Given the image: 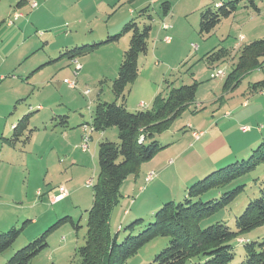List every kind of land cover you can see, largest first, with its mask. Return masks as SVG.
Returning a JSON list of instances; mask_svg holds the SVG:
<instances>
[{"label":"rangeland","instance_id":"rangeland-1","mask_svg":"<svg viewBox=\"0 0 264 264\" xmlns=\"http://www.w3.org/2000/svg\"><path fill=\"white\" fill-rule=\"evenodd\" d=\"M21 1L0 0V233L29 222L13 247L0 256V264L63 217H70L78 229L68 222L63 224L48 237V247L31 264L80 263L77 250L83 245L86 211L91 207L92 187L99 173L98 145L105 139L118 143L117 129L92 131L88 150L82 152L79 147L82 136L90 131L97 104L121 103L114 97L111 85L128 48L129 35L106 44V39L116 34L94 36L72 46L64 44L74 39L75 33L94 34L100 26L101 32L113 25L121 26L129 21V7L136 16L148 7L152 33L147 53L138 56V74L125 92V105L151 109L166 97L167 86L195 82L197 88L194 102L166 131L155 136L164 148L122 183V198L113 207L109 221L112 233L118 226L123 227L119 243L127 234L124 228L131 222L143 219L148 224L154 211L164 203L182 201L186 188L199 179L200 172L212 167L199 180L221 165L225 167L236 153L238 156L245 150L249 153L237 160H247L264 138V91L253 90L254 84L264 80V67L246 74L227 89L225 78L211 76L214 70H222L227 76L239 48L264 38V0H253L259 11L238 6L207 36L197 32L202 12L198 8L203 0H168L172 8L168 18L160 11L161 0H37L36 10H30L34 0H25L21 8H26L19 9ZM12 10L20 13L21 19H13ZM164 22L172 30L164 32ZM165 36L171 38L170 44L163 41ZM218 48L230 51L232 56L207 64L206 53ZM72 50L74 59L67 54ZM77 65L81 71L76 74ZM71 82L75 84L73 89L67 86ZM23 94L21 108L10 109L9 102ZM35 102L41 103L42 108L34 107ZM25 115L30 129H34L31 140L25 148L20 143L12 147L7 142L12 134L10 126ZM195 151L197 155L189 159ZM151 171L156 177L145 183L144 178ZM242 184L246 185L244 192L203 226L223 222L233 229L235 216L264 187V165L225 190ZM38 191L41 197H37ZM59 193L63 198L51 204ZM31 220L35 222L31 224ZM243 239L264 242V225ZM165 245V239L157 238L126 264H151ZM234 252L238 264L244 249L236 246Z\"/></svg>","mask_w":264,"mask_h":264},{"label":"trees","instance_id":"trees-1","mask_svg":"<svg viewBox=\"0 0 264 264\" xmlns=\"http://www.w3.org/2000/svg\"><path fill=\"white\" fill-rule=\"evenodd\" d=\"M242 1L220 3L215 8L202 11L198 35H209L223 19L232 16L240 5L259 11L253 0ZM160 9L162 15L167 16L171 10L170 1H163ZM147 10H141L136 19L129 20L115 36H109L104 42H114L121 35H129L128 48L123 52L117 77L111 85L114 97L121 103H98L90 127L93 132L99 133L116 128L119 142L113 143L105 139L98 145L99 173L92 187L91 207L86 211L83 245L77 250L79 264H126L142 247L157 238L165 239L166 245L154 256L151 264H235L236 246L244 249L238 264H264V242L243 239L244 235L264 225V187H260L243 212L235 216L233 229L223 222L203 226L211 216L232 204L244 192L246 185H237L230 190L225 188L264 165V138L259 140L260 144L247 160H237L247 155V150L238 156L236 153L225 167L221 165L222 168L201 180V176L198 177L186 188L182 201H168L154 211L152 222L144 224L143 219L131 222L124 228L123 231L127 234L120 243L118 235L123 227L119 226L115 233L110 229V214L122 198V183L129 176L136 175L143 163L150 161L164 148L155 136L166 131L170 123L194 102L196 96L195 82L180 87L167 86L166 97L157 106L151 109L141 106L135 111L127 109L125 92L137 77L138 56L147 53L149 47L152 18ZM73 50L67 51L71 59L75 58ZM231 56L230 51L218 48L206 53L204 59L207 64L213 65ZM263 67L264 38L253 40L239 48L232 71L227 76L224 73L222 78H225L224 89L236 85L243 76ZM253 90L264 91V80L254 84ZM33 132L28 116L25 115L12 129L7 142L12 147L20 143L25 148ZM28 222H24L20 228L12 227L0 233V256L13 247ZM67 222L78 229L79 226H75L70 217L60 218L35 240L14 252L3 264H31L48 247V237ZM140 228L142 230L134 234ZM238 239L243 240L238 242Z\"/></svg>","mask_w":264,"mask_h":264},{"label":"crops","instance_id":"crops-1","mask_svg":"<svg viewBox=\"0 0 264 264\" xmlns=\"http://www.w3.org/2000/svg\"><path fill=\"white\" fill-rule=\"evenodd\" d=\"M163 1H166V0H161L160 2L162 3ZM204 2L203 3H201V5L199 6V8L198 9H200V11H203V9H205V7H209V8H212V7H217V6H219V4L220 3H222L220 0H215V1H212V0H203ZM25 3V0H22L18 5H17V7L19 8V9H22V10H24L26 7H24V8H21V5L22 4H24ZM160 3V4H161ZM146 7V6H145ZM38 8H39V6H38ZM146 9H148V7L146 8ZM172 9V8H171ZM30 10H32L31 8H30ZM18 11V10H17ZM129 16H130V18L128 19V20H131V19H136V15H135V11H132V9H131V7H129ZM147 11H149V10H147ZM160 11H161V9H160ZM13 12H14V10H12V14H13ZM39 11H37L36 13H38ZM170 12H171V10H170ZM170 12L167 14V16H164V18H168V16H169V14H170ZM201 13V12H200ZM145 14V13H144ZM144 14H141L142 16H144ZM15 15H19V17H17L18 19L16 20V21H18L19 19H21V17H22V15L20 14V13H15L14 12V14H13V19H16L14 16ZM13 19H11V20H13ZM11 20L9 21L11 24H13L12 22H11ZM127 21V20H126ZM124 22L121 26H120V24H117V25H113V26H111V27H108L107 28V30H106V32H101L102 30H100L99 28H101V26L98 28V31L96 32V33H92V32H89V33H87L86 32V34H83V35H80L79 33H75L74 35H73V37H74V39L72 38V40L69 42V43H65L64 45L65 46H72V45H75V44H81V43H86V42H88V40H90V39H92L94 36H97V37H104L105 35H115V34H117L119 31H120V29L122 28V26L125 24V23H127V22ZM166 23V24H165ZM163 25H166V26H168V24H167V22H164V24ZM169 28L168 29H163L164 30V32H168V31H170V30H172V28L170 27V26H168ZM151 33H152V31H151ZM150 36H151V34H150ZM243 38V36H240V39H242ZM150 39V38H149ZM169 39H170V42L169 43H167V44H170L171 43V38L169 37ZM151 40L152 41H155L154 40V38H151ZM44 62V61H43ZM42 63V62H41ZM80 71H81V67H80ZM70 89V88H69ZM23 97H25L24 96V94L23 95H19V96H17L14 100H13V103L10 101L9 102V104H8V107H11L10 109H16L17 107L18 108H21V104H20V102H21V99L23 98ZM20 99V100H19ZM34 107H38V108H42V106H41V103H37L36 104V102L34 103ZM33 107V108H34ZM127 107V106H126ZM29 109H31V108H29ZM28 109V110H29ZM127 109L128 110H131V111H135V110H138L139 108H137V109H133V108H130V107H127ZM24 113V112H23ZM15 122H12V125L10 126V130H11V128L13 129L14 127H15ZM12 126H14V127H12ZM239 150V148H236V151H238ZM195 154L197 155V152L195 151V153H193L191 156H189L188 158L190 159L191 157H193V156H195ZM0 159H1V155H0ZM212 167H210V168H208V169H206V170H204V171H202V172H200V174L198 175V177H200V175H202L203 173H205V171H207V170H209V169H211ZM197 177V178H198ZM36 195H37V193H36ZM38 197V196H37ZM39 197H41V196H39ZM126 214H127V211H126ZM35 222V220H31L30 221V223L31 224H33ZM119 227V226H118ZM117 231V230H116ZM115 231V232H116Z\"/></svg>","mask_w":264,"mask_h":264},{"label":"built area","instance_id":"built-area-1","mask_svg":"<svg viewBox=\"0 0 264 264\" xmlns=\"http://www.w3.org/2000/svg\"><path fill=\"white\" fill-rule=\"evenodd\" d=\"M38 6H39V2H37V0H34V1H32L31 3H30V8L32 9V10H36L37 8H38ZM15 18H17V17H19V15H15L14 16ZM169 27L168 26H166V25H163V29H168ZM163 41L165 42V43H169L170 42V39H169V37H167V36H165L164 38H163ZM75 71H76V74H77V72H79L80 71V66L79 65H77L76 66V68H75ZM213 78H223V76H224V72L222 71V70H214V72H213V74L211 75ZM66 81V80H65ZM70 89H73V88H75V84L73 83V82H71V83H68V85H67ZM84 128L86 129L87 127L86 126H84ZM246 129H244V131H245ZM91 133H92V127H90V131H89V133L88 132H85V134L82 136V143H81V145H80V149H81V151L82 152H85V151H87L88 150V143H89V141L91 140ZM200 135V134H199ZM195 137H197V135L195 134ZM156 177V174L153 172V171H151L150 173H148L146 176H145V178H144V181H145V183H150L151 181H153V179ZM143 190V188H141L140 189V191H142ZM37 196L39 197V196H41L40 195V192L38 191L37 192ZM63 198V194L62 193H59V194H57L56 196H54L53 198H52V200H51V204H54V203H56V202H58L60 199H62ZM241 242V241H240Z\"/></svg>","mask_w":264,"mask_h":264}]
</instances>
